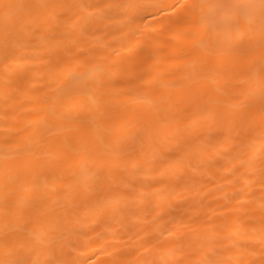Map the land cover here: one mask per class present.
Instances as JSON below:
<instances>
[{"label":"bare ground","instance_id":"obj_1","mask_svg":"<svg viewBox=\"0 0 264 264\" xmlns=\"http://www.w3.org/2000/svg\"><path fill=\"white\" fill-rule=\"evenodd\" d=\"M0 264H264V0H0Z\"/></svg>","mask_w":264,"mask_h":264}]
</instances>
